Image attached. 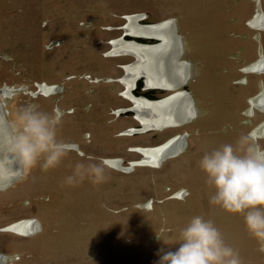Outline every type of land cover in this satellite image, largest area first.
<instances>
[{"label": "flooded vegetation", "instance_id": "obj_1", "mask_svg": "<svg viewBox=\"0 0 264 264\" xmlns=\"http://www.w3.org/2000/svg\"><path fill=\"white\" fill-rule=\"evenodd\" d=\"M216 1L220 3L219 0ZM161 2L163 1L152 0L153 7L156 3L160 5ZM180 2L182 10H186V13L184 11L181 12V17L185 18L186 15L191 16L194 13L201 0L199 3L194 0V11L188 5L190 0H181ZM21 8L20 5H11L9 10L2 8V13L7 17L9 14H13L15 18L16 14L18 15V12H21ZM157 8L158 10L160 9L158 6ZM202 9L208 20L207 23L200 25V22H196L193 18L187 30L184 26H181L180 20L175 16L157 17L155 15L157 12L154 13L151 12L152 10L146 11L143 9L124 11L119 16L122 22L112 26L108 25L106 28L108 31H114L117 35L106 41L107 48L101 55L103 59L109 58L110 62H95L97 68L102 71L99 70V73L94 71H86L80 74H76L73 71L67 72L65 68L69 65L73 67L81 63L90 65L89 62L92 61L94 63L93 61L100 57L95 58L96 54L92 55L90 53V57L87 58L80 54L79 33L77 30L83 24L81 23L82 21L78 23L77 27L73 28V30L77 29L76 33L72 34V37L69 36V38L64 36L62 28H58V35L51 40H46L45 38L47 44L41 47L45 51L43 58L46 59L49 56V50L55 51L57 58L53 64L44 65L46 69H42L39 76L47 77L41 82L34 83L35 91H28L29 85L27 84L29 83L17 86L9 85L7 84L8 79L0 75L2 82L0 84V100L3 102L2 93L4 92L9 93L11 98L15 97L11 103L13 106L11 112L9 109L7 110L5 103H2L3 108L6 110V119L12 131L15 122V117L12 116L16 114L18 108H21L20 104L24 102L22 94L25 95V91H27L26 95L39 98L40 110L48 112L51 108L49 110L51 112L53 108H59L63 111L64 116L59 127V137L62 133V126L72 128L76 124L75 121L70 119L72 115L79 111H86L90 106L91 116H88L91 119V123L96 122L101 127L105 124V120L111 119L113 122L120 117L130 118L134 122L133 124L118 130L115 135V132L112 134L114 137H112L111 142L116 145L113 151L119 148L121 154L119 152L108 156L88 155L95 157L96 162H99L100 158L107 160L108 168L106 172H122V174L134 172L136 174L137 171H144L143 173H146V171H157V173H166L165 176L171 178L170 182L164 186V192L171 191V189L173 192H170L171 194L167 195V197L156 200L159 203L167 199L174 203L176 201H184L185 203L193 204L195 210L199 208V205H202V208H200L202 213L205 211L202 216L207 218L209 216L213 220L219 215L217 213L218 208H216L215 204L210 203L211 196L207 194L206 187H208V191H211L212 195L215 189L205 181H200L202 179L188 177V173L191 172L192 164L200 162L206 152H210L225 143H235L239 138L240 126L250 125L251 127L254 125L252 127H255L264 124V120L259 123H253L257 114L262 115V118H264V20L262 19L263 22L262 20H255V14L258 10L264 15V0H225L222 6L215 5L213 7L204 4ZM23 13L26 15L25 10ZM81 13L88 14V11H81ZM89 13L91 14V34L94 35L96 26L92 23V20L96 22L97 18H101L104 13L103 11L100 12L97 7L93 8L92 6ZM96 13L99 15H96ZM27 14L29 15V12ZM134 17H136L135 23L137 25L156 26L157 29H162L164 26L169 25L168 23H163L166 19H173L174 33L180 36L181 54L179 55V60L182 65L185 64L184 70L188 69L189 72L188 77L182 81L179 87L151 84L147 81L144 73L136 75L132 68L137 64L138 58L134 53H130L132 51L117 55L108 54L113 48L111 41L114 39H116L114 40L116 46H121L122 42H135L140 45H156L161 42L160 38L155 36L133 34L129 24ZM101 21L99 20V22ZM194 23L198 24L196 28L192 27ZM258 23H263L262 29L257 28ZM162 24L165 25L163 26ZM42 26H46L45 21L42 22ZM202 28L206 30L209 40L198 37L202 36ZM1 35L2 32L0 31V37ZM68 39L71 40L69 41ZM91 39H93V36H91ZM68 41L70 44H67ZM72 41L75 44L74 47ZM209 41L213 43V46H211ZM2 45L3 43L1 42L0 51L4 52L5 48ZM189 55H192V57H189ZM7 58L9 59V54H0V62L2 60L6 61ZM132 63L134 64L127 67L126 70L130 71L135 76V79H133L130 87H127L122 83L121 79L126 75L125 66ZM111 69H116V71L113 74L106 73V71ZM81 79L91 83L88 84V89L83 87L84 84L80 85L78 81ZM114 92L118 96L113 94ZM177 93H181L178 96L185 99V102H187L188 98L191 99L193 109L196 111L195 117H186V114L181 119H177L174 122L170 121L165 127L144 128L142 121L136 115L134 107L140 116H143V112L148 110L137 101V98L145 99L149 102H158L162 99L171 98V101H173L172 105H174ZM18 94L23 97L16 98L15 95ZM82 94L91 96V99L92 96L95 97L98 103L112 100L120 104L109 106L103 113L101 110L92 111L98 104L93 103L91 99L90 102L83 104L86 106L77 103L78 97H81ZM85 111L81 112V115H84ZM83 137L84 141L88 142L91 135L85 131L83 132ZM98 141L101 144H105L106 138L99 135ZM133 141H135L134 144H132ZM263 141H260V143L263 144ZM68 143L73 149L72 151L77 155H80L79 153L85 155V152L81 150L77 142ZM167 144L170 147L167 148L170 149V152L163 154L164 156L161 158H156L157 160L154 163H145L143 160L144 151L151 149L152 151L164 153V147ZM66 161L69 163L64 158L58 167L49 170H44L39 166L40 177L36 181H34L37 178L36 175H31V171L37 170L36 167L31 170H25L21 166L19 177L22 178L23 176V181H20L21 178H19L6 188L0 189V216L10 217L7 222L0 225V264H23L25 256L33 249L32 237L37 233L39 235L41 232H47L46 235H50L51 232H63L62 227L58 226L60 221H55L54 216L59 214L57 210L62 205L65 193L68 190L63 187L65 182L60 174V178L59 176L56 177L57 181H47L55 172H61V168H73V163L70 162L69 164L71 165H69ZM168 173L170 174L169 176ZM176 173H182V175L185 173L184 177H187L186 183L182 186L179 185L177 177L179 174L176 175ZM110 178L111 181L115 180L113 176ZM174 178L175 180H173ZM124 179L123 176L118 177L121 185H125L123 183ZM204 180L207 181V179ZM203 184L205 185V193ZM102 187L105 188L103 184ZM179 187L180 189L177 190ZM13 190L18 192V196L14 193L11 194ZM44 190L49 192L50 195H47V193L42 195ZM156 190L158 191L159 188L147 190L151 195L145 203L147 209H152L153 203H156V200L152 197H155L157 192L154 191ZM48 196H51V198ZM173 205L175 206V204ZM177 206L179 205L177 204ZM186 209L188 210L189 208ZM48 222L56 226L48 229L46 228ZM19 224L21 225V230L17 231L14 227ZM241 225L244 226V219L239 224V227ZM40 236L42 237V234ZM53 239L54 236H45L43 234V240H40L39 247L46 250L47 241ZM251 239V243L256 242L258 246L260 245L255 237L252 236Z\"/></svg>", "mask_w": 264, "mask_h": 264}, {"label": "rangeland", "instance_id": "obj_2", "mask_svg": "<svg viewBox=\"0 0 264 264\" xmlns=\"http://www.w3.org/2000/svg\"><path fill=\"white\" fill-rule=\"evenodd\" d=\"M162 1L160 5L156 3L154 8L152 0H0V31L2 32L0 46L2 42V47L5 48V51H0V54H9V59L7 58L6 61L2 60L0 62V75L8 79L7 84L9 85L17 86L19 84L29 83L27 84L29 85L28 91H35L34 83L41 82L47 77L39 76L41 75V70L46 69L44 65L53 64L57 58V53L52 50H49L48 59L43 58L45 51L42 50L41 47L47 44L46 40L54 39V36L58 35V28H62L61 30L65 37H72V34L76 33L77 30H73V28L77 27L80 21L83 23L81 27H79V30H77L79 33L78 41L80 42V54H83L87 58L90 57V53L92 55L96 54L95 58L100 57L101 59L97 58L96 60L94 58L96 61H93L94 63H92V61L89 62L90 65L81 63L75 67L69 65L65 69L67 72L73 71L76 74L86 71L99 73L100 69L97 68L95 62H110L109 58L103 59L101 55L107 48L106 41L117 35L114 31H108L106 28L108 25L112 26L122 22L119 16L124 11L143 9L146 11L152 10L151 12L154 13L157 12L155 14L157 17L175 16L180 20L181 26H184L187 30L193 18L196 22H200V25L207 23L208 20L203 14L202 5L207 4L208 6L211 5L214 7L215 5L222 6L225 3V0H219L220 3L216 0H201V2L200 0H195L197 3H200L199 6L197 4L198 8L194 11V0H190L188 5L194 13L191 16L186 15V17L183 18L181 17V12L184 11L186 13V10H182L181 0ZM11 5H20L22 7L21 12H18L15 18L13 14H9L7 17L2 13V8L9 10ZM91 6L93 8L97 7L100 12L103 11L104 13L101 18H97L98 20L96 22L92 20V23L96 26L94 35L91 34V14L89 13ZM157 6L160 8L159 10ZM15 9H17V7H15ZM24 10L26 15L23 13ZM81 11H88V14L81 13ZM27 12H29V15ZM96 15L99 14L96 13ZM99 20L102 21L99 22ZM43 21L46 22V26H42ZM197 25V23H194L192 27L196 28ZM63 28L65 29L63 30ZM126 30L130 32L128 28H126ZM91 36H93V39H91ZM198 37L210 39L204 28H202V36ZM68 40L70 41L71 39ZM114 40L111 41L113 47L116 46ZM69 41L67 44H70ZM74 46L75 44L73 47ZM211 46H213L212 42ZM108 54L117 55L120 53H112V51H110ZM189 57H192V55H189ZM133 64L134 63L126 65L125 70ZM115 71L116 69H111L110 71H106V73L113 74ZM116 74L118 73L116 72ZM85 79H81L78 82L80 85L84 84L83 87L87 88L88 84L91 83L85 81ZM133 79H135V76L130 71L126 70V75L121 81L127 87H130V83L124 80ZM1 83L0 79V84ZM26 94L27 91H25V95L22 94L24 96V102L20 104V107L30 103L36 104L39 107V98H33ZM113 94L118 96L116 92ZM2 95L7 110L9 109L11 112L13 109L11 103L15 97L13 96L11 98V95L5 92L2 93ZM22 95L18 94L15 96L19 98ZM90 99L91 96L82 94L81 97H78L77 103L83 105L90 102ZM91 100L93 103L98 104L92 111L101 110L102 113L109 106L112 107L116 104H120L112 100L98 103V100L93 96ZM3 102L1 101V103ZM123 103L125 104V102ZM134 110L137 117L142 121V126L144 128H147L146 126L149 125L152 126V123L148 120L149 113L147 111H144L143 116H140L135 107ZM83 111L77 112L70 118L76 122L72 128H69V126H62L60 138L67 142H77L81 150L85 152V156L88 154L108 156L119 153V148L113 151L116 145L111 142L112 137H114L112 134L113 132H115L114 135L117 134L118 130L134 122L130 118L120 117L113 122L111 119L105 120L104 122L107 125L103 124L101 127L96 122L91 123V119H89L88 115L91 116V106L85 111L84 115H81ZM195 115L193 117H195ZM15 116L16 114L12 117ZM257 117L258 119H256ZM257 117L253 120V123H259L264 120L262 115L257 114ZM161 126L165 127V125ZM252 126H240L238 137L248 132ZM85 131L89 132L91 135L88 142L84 141L83 132ZM99 135L106 138L105 144H101L98 141ZM134 143L135 141L132 142V144ZM262 145H264V143ZM145 157L144 154V159ZM65 160H68L69 163H73V168H61V172H55L47 181H57L56 177L59 176L60 178V175H62V179L65 182L63 187L68 190L65 193L66 195L62 201V205L57 210L59 214L54 216L55 221H60L58 226L62 227L63 232H51L50 235H46L47 232H41L39 235L37 233L33 236L32 248L34 250L32 249L31 252L25 256V262H23V264H156V261L159 259L158 253L160 249L163 248L165 250L174 251L180 242V230L186 226L193 216H202L205 214V211L203 214L200 209L202 205H199V208L195 210L193 204L185 203L184 201H176L174 203L170 201V199H167L159 203V201L156 200L167 197V195L173 192L172 189L171 191L164 192V186L170 182L171 178L165 176L166 173H157V171H146V173H143L144 171H137L136 174H134V172L126 174H122V172H106L105 181L99 184L93 183L92 180L88 178L83 181L69 183L67 178L73 175L76 164H87L90 161L83 159L82 156L77 155L73 151H70L69 155L65 157ZM156 160V158L145 159V163H154ZM198 163L192 164L190 168L191 172L188 173V177L202 179L200 181L206 182L204 179H207V175L201 170ZM36 169V171H31V175H36L37 177L34 181L38 180V177H40V173L38 172L39 166H36ZM23 174L26 175L25 172H23ZM177 174H179V176H177L180 183L179 185L182 186L186 183L187 177H184L185 173H183V175L182 173H176V175ZM169 175L168 173V176ZM111 176L115 178L114 181H111ZM120 176L125 178L123 181L125 185L119 183L118 177ZM23 179L24 177L22 176L20 181H23ZM173 180H175V178ZM102 184L105 188L102 187ZM156 187H158L159 190L154 191L157 192L155 197L152 196L154 200H156V203H153L152 209H147L145 203L151 196L150 192L147 190H152ZM180 187L177 188V190H179ZM203 188L205 193L204 184ZM208 190V187H206L207 194L212 196L211 191ZM13 193L17 195L18 192L13 190L11 194ZM44 193L50 195L46 190H44L42 195H44ZM48 197L51 198V196ZM173 204H175V206ZM177 204L179 206H177ZM186 208L189 209L187 210ZM216 208H218L217 213L219 215L213 220L209 216L208 218H204L206 220H212L222 233L225 243L239 252L242 264H264V252L259 251L260 245L258 246V243H251L252 235L248 231L245 221L244 226L241 225L239 227V224H241L244 219V215L241 213L229 212L219 205H216ZM9 219L10 217L0 216V225L7 222ZM55 226L48 222L46 228L50 229V227L54 228ZM67 230L71 231L64 232ZM41 234L42 237L40 236ZM43 234L45 236H54L53 240L47 241L46 250L39 247L40 240H43ZM255 257L256 259H254Z\"/></svg>", "mask_w": 264, "mask_h": 264}, {"label": "clouds", "instance_id": "obj_3", "mask_svg": "<svg viewBox=\"0 0 264 264\" xmlns=\"http://www.w3.org/2000/svg\"><path fill=\"white\" fill-rule=\"evenodd\" d=\"M64 113L59 108L51 112L36 104L18 109L10 151L18 156L23 168L36 166L44 170L56 168L69 155L70 144L60 138L59 127ZM264 124L252 127L235 143H225L206 152L199 162L207 175L206 183L215 189L210 203L232 213L244 215L245 225L264 252ZM89 163H77L69 183L88 178L99 184L106 179L108 161L79 153ZM180 242L175 250L160 249L156 264H242L239 252L225 243L222 233L212 220L193 216L180 230Z\"/></svg>", "mask_w": 264, "mask_h": 264}, {"label": "bare ground", "instance_id": "obj_4", "mask_svg": "<svg viewBox=\"0 0 264 264\" xmlns=\"http://www.w3.org/2000/svg\"><path fill=\"white\" fill-rule=\"evenodd\" d=\"M135 19L136 17L132 18L129 24V28L131 29V32L133 34L139 36L142 35L149 37L155 36L157 38L160 37L161 42L156 45H140L135 42H122L121 46H115L112 48V53H124L132 51L130 53H134L138 58L137 64L132 68V71L136 75L144 73L145 77L147 78V81L151 84L167 87H179L182 81L188 77L189 72L188 69L184 70L185 64L182 65L179 60V55L181 54L179 42L180 36L174 33L175 27L173 24V19H166L163 23H168L169 25L164 26L165 24H162L164 26L162 29H157L156 26H139L135 23ZM124 81L132 84L133 80ZM180 94L181 93H177L175 95L174 105H172L173 101H171V98L164 100L162 99L158 102H149L148 100L147 102L145 99L137 98V101L141 103L145 107V109L148 110L147 112L149 113L148 120L152 123V126L149 125L151 127H146L156 128L161 125H167V123H170V121L174 122L177 119H181L186 114V117H193L195 114V110L193 109L191 99L188 98L187 102H185V99H182L178 96ZM9 142L10 140L7 139L6 132L4 131L3 133V129L0 126V184H5L12 176L15 177L17 175L19 177V175L21 174L22 164L19 159L16 161L17 155L10 151ZM3 143L6 144L7 147H5ZM167 148H170L168 144L164 147V153L159 151L156 152L155 150L152 151L151 149L144 151V154L146 156L145 159L148 160L150 158H161L164 156L163 154L170 152V149ZM14 228L19 231L21 229V225H15Z\"/></svg>", "mask_w": 264, "mask_h": 264}, {"label": "water", "instance_id": "obj_5", "mask_svg": "<svg viewBox=\"0 0 264 264\" xmlns=\"http://www.w3.org/2000/svg\"><path fill=\"white\" fill-rule=\"evenodd\" d=\"M263 16H264L263 13H260V11L258 10V12H256V14H255V20H256V21H260V20H262V19L264 20V17H263ZM263 20H262V22H263ZM262 27H263V23H258L257 28H258V29H262ZM259 57H260V56H259ZM0 126H1L2 129H3V133H4V131L6 132V134H7V139L11 140V137H12V133H13V131H12L10 125H9V122H8L7 119H6V116H5V110H4V108H3V105H2V103H1V101H0ZM3 145H5V147H7L6 144L3 143ZM18 159H19L18 156H16V161H17ZM17 163H18V162H17ZM17 166H18V165H17ZM18 170H19V169H18ZM19 176H20V175H19ZM11 178H12V181H11ZM11 178H9L10 181L8 180L7 183H5V184H0V189L6 188L8 185L14 183L19 177L16 175L15 177L12 176ZM11 182H12V183H11Z\"/></svg>", "mask_w": 264, "mask_h": 264}]
</instances>
